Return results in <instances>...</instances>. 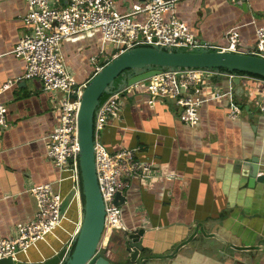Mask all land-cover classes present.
<instances>
[{"label": "crops", "instance_id": "crops-1", "mask_svg": "<svg viewBox=\"0 0 264 264\" xmlns=\"http://www.w3.org/2000/svg\"><path fill=\"white\" fill-rule=\"evenodd\" d=\"M143 1L114 0V8L126 13ZM27 9L26 0H0V86L17 80L2 93L9 125L0 131V239L14 237L17 225L35 216L33 186L52 183L68 208L57 231L20 255L35 261L78 234L83 199L81 180L75 186L72 173L46 154L62 95L45 91L39 79L24 78L26 62L14 54L26 32L21 16ZM175 14L201 43L224 46L235 28L247 49L264 25V0H177ZM102 49L98 29L62 42L66 68L78 85L105 65ZM253 77L205 81L195 126L181 120L173 101L152 105L147 89L139 88L122 100L120 118L102 131L110 152L137 147L139 158L152 164L150 174L131 181L122 214L127 232L145 230L139 258L147 264H264V114L255 94L264 83ZM231 98L242 110L236 119L228 116ZM126 231L103 237L101 249L111 260L124 251Z\"/></svg>", "mask_w": 264, "mask_h": 264}, {"label": "built area", "instance_id": "built-area-1", "mask_svg": "<svg viewBox=\"0 0 264 264\" xmlns=\"http://www.w3.org/2000/svg\"><path fill=\"white\" fill-rule=\"evenodd\" d=\"M176 1L145 0L134 4L130 11L119 13L114 8V0H26L28 9L21 16L26 32L16 45L14 54L26 62L24 78L39 79L45 91L62 95L59 122L46 137L45 148L47 157L56 167L72 173L75 186L78 187L81 180L78 113L86 83L78 85L66 68L62 55V42L65 39L86 31L100 30L103 46L100 55H105L106 60L137 47L217 49L264 58V25L257 27L256 43L247 49L241 48L239 33L235 28L227 32V44L224 46L201 43L187 24L176 16ZM238 2L241 4L244 0ZM107 44L116 51L112 57L104 51ZM98 57L93 59L94 63H97ZM212 77L232 80L249 78L250 75L204 67L167 68L145 81L122 85L99 104L94 120V153L97 180L106 211L102 239L116 230L126 231L122 218L123 205L115 202L116 195H124L133 179L152 171V164L139 158L137 147L110 152L101 141L106 125L120 118L122 100L145 86L149 103L153 105L157 100H171L181 108V120L195 126L200 121L203 102L201 86ZM253 78L264 83V78ZM16 83L17 80H9L0 86V131L9 125L2 93ZM226 94L232 95V87ZM255 94L259 97V110L264 114V90L255 91ZM241 112L240 106L231 98L228 116L236 119ZM29 192L36 200V214L30 221L17 225L14 237L0 239V258L17 259L38 242L46 241L49 234L61 227L66 217L68 208L64 207L65 198L52 183L33 186ZM76 236L64 242V247L69 250Z\"/></svg>", "mask_w": 264, "mask_h": 264}, {"label": "water", "instance_id": "water-1", "mask_svg": "<svg viewBox=\"0 0 264 264\" xmlns=\"http://www.w3.org/2000/svg\"><path fill=\"white\" fill-rule=\"evenodd\" d=\"M132 76L128 84L142 82L161 72L160 67H204L241 71L264 77V58L255 55L209 51H174L158 47H137L125 51L113 59H107L105 65L84 86L78 113L79 130V169L81 175L83 221L72 247L53 251L48 256L43 252L41 259L28 261L27 257L17 259L0 258V264H147L146 258H139L143 246L140 238L143 228L138 231L124 232V251L116 260L101 249L100 242L105 227V205L100 192L95 169L94 120L102 96L108 92L112 82L128 69H144ZM256 160V159H255ZM125 195L118 193L115 202L124 205ZM23 254V253H22Z\"/></svg>", "mask_w": 264, "mask_h": 264}, {"label": "trees", "instance_id": "trees-1", "mask_svg": "<svg viewBox=\"0 0 264 264\" xmlns=\"http://www.w3.org/2000/svg\"><path fill=\"white\" fill-rule=\"evenodd\" d=\"M205 50L204 48H198V49H190V48H178V49H174V51H190V52H201ZM209 51H216L215 49H209ZM152 66H146L144 69L138 70V69H128L126 71H124L123 73H121L113 82L112 84L109 86L108 88V92L105 93L100 101V104L107 98V96L112 92L115 91L117 89H119L122 85L127 84V82L129 81V79L136 75L137 73L144 71V70H148L150 69ZM161 69H167L166 67H160ZM221 70H225V71H229L227 69H221ZM235 73H239V74H248V75H252V76H256V77H260V78H264L263 76H258V75H254V74H250V73H246V72H241V71H234Z\"/></svg>", "mask_w": 264, "mask_h": 264}, {"label": "rangeland", "instance_id": "rangeland-1", "mask_svg": "<svg viewBox=\"0 0 264 264\" xmlns=\"http://www.w3.org/2000/svg\"><path fill=\"white\" fill-rule=\"evenodd\" d=\"M109 47L108 48H110L109 50V52H107L106 54H107V56H109V57H112V55H114L115 54V50H114V47L112 46V45H110V44H107ZM106 46V45H105ZM112 49V50H111ZM204 51V50H203ZM101 59L102 60H105L106 59V56L105 55H103L102 57H101ZM140 88H145V86L143 87V86H141ZM146 89V88H145Z\"/></svg>", "mask_w": 264, "mask_h": 264}, {"label": "bare ground", "instance_id": "bare-ground-1", "mask_svg": "<svg viewBox=\"0 0 264 264\" xmlns=\"http://www.w3.org/2000/svg\"><path fill=\"white\" fill-rule=\"evenodd\" d=\"M57 231V230H56ZM58 239V238H57ZM59 240V239H58ZM43 241H45V240H43ZM104 250V249H103Z\"/></svg>", "mask_w": 264, "mask_h": 264}]
</instances>
